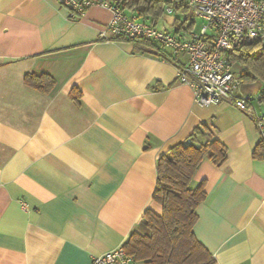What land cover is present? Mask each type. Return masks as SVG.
Returning a JSON list of instances; mask_svg holds the SVG:
<instances>
[{
	"label": "crops",
	"instance_id": "1",
	"mask_svg": "<svg viewBox=\"0 0 264 264\" xmlns=\"http://www.w3.org/2000/svg\"><path fill=\"white\" fill-rule=\"evenodd\" d=\"M111 16L99 4L79 14L57 0H0V264H93L133 231L148 234L144 212H162L152 198L156 159L201 122L227 158L205 157L193 175L206 197L192 231L213 264H264L254 117L226 101L196 103L177 77L183 52L152 42L168 61L101 37ZM164 19L156 25L173 26ZM28 72L54 85L41 92L24 82ZM260 89L241 82L243 93Z\"/></svg>",
	"mask_w": 264,
	"mask_h": 264
},
{
	"label": "trees",
	"instance_id": "2",
	"mask_svg": "<svg viewBox=\"0 0 264 264\" xmlns=\"http://www.w3.org/2000/svg\"><path fill=\"white\" fill-rule=\"evenodd\" d=\"M121 7L125 12L135 10L156 25L165 18V5L174 11L187 12L183 20L175 17L172 21L175 29L183 24L192 25V15L180 3L168 0H108ZM104 39V38H102ZM108 40L123 39L109 37ZM106 40V39H105ZM132 41L134 51L153 53L171 60L167 55L155 49L152 41L136 38ZM231 64L241 67V82L257 81L261 84L257 98L260 110L264 109V47L259 41L244 42L225 52ZM24 82L41 92H47L54 85V78L47 73L28 72ZM264 118V113H263ZM264 127V119H263ZM204 138V141H200ZM253 157L264 158V140L260 137L253 149ZM209 158L220 165L227 158V147L215 138L213 127L205 122L197 125L189 140L181 141L162 152L156 159L157 178L152 198L161 204L160 215L146 210L143 223L149 228L148 234L133 231L123 244L125 252L136 261L149 264H213L215 258L195 237L192 227L197 219L196 208L206 197L204 180L191 186V180L203 158Z\"/></svg>",
	"mask_w": 264,
	"mask_h": 264
},
{
	"label": "built area",
	"instance_id": "3",
	"mask_svg": "<svg viewBox=\"0 0 264 264\" xmlns=\"http://www.w3.org/2000/svg\"><path fill=\"white\" fill-rule=\"evenodd\" d=\"M75 13H83L90 5L107 6L112 16L101 37L127 40L148 39L175 54L183 52L186 60L178 69V80L189 84L194 101L206 105L226 101L251 114L264 140L263 114L257 109L259 93L241 91V80L225 56L227 50L244 42L259 41L264 47V0H168L185 6L193 23L175 29L159 27L141 19L136 12H125L108 0H57ZM167 14L174 12L170 5ZM196 20L201 25L194 29ZM93 264H134V258L123 247L106 251L92 258Z\"/></svg>",
	"mask_w": 264,
	"mask_h": 264
},
{
	"label": "rangeland",
	"instance_id": "4",
	"mask_svg": "<svg viewBox=\"0 0 264 264\" xmlns=\"http://www.w3.org/2000/svg\"><path fill=\"white\" fill-rule=\"evenodd\" d=\"M166 6V5H165ZM136 12V11H135ZM137 13V12H136ZM187 15V12H185V11H183V12H180V11H174L173 13H171V14H167L166 12H165V18L166 19H164V21L166 22V23H168V22H170V21H173V19L175 18V17H179L180 19H182L183 20V18H184V16H186ZM201 21L200 20H196V22H195V24H194V29H195V31H197L198 29H199V27H200V25H201V23H200ZM159 26H160V24H159ZM232 68H234L233 67V64H232ZM262 112L264 113V109L262 108Z\"/></svg>",
	"mask_w": 264,
	"mask_h": 264
}]
</instances>
